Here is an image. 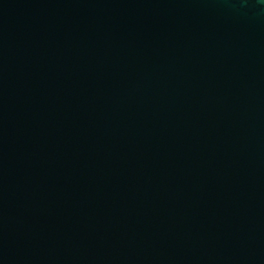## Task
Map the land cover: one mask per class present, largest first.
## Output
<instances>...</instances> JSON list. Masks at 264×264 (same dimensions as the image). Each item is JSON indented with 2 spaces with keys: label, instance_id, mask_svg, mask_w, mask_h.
I'll return each mask as SVG.
<instances>
[{
  "label": "water",
  "instance_id": "95a60500",
  "mask_svg": "<svg viewBox=\"0 0 264 264\" xmlns=\"http://www.w3.org/2000/svg\"><path fill=\"white\" fill-rule=\"evenodd\" d=\"M0 264H264V0H0Z\"/></svg>",
  "mask_w": 264,
  "mask_h": 264
}]
</instances>
